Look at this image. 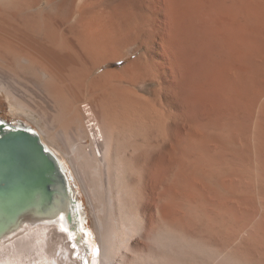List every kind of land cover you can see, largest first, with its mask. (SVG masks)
<instances>
[{"label":"bare ground","instance_id":"6f19581e","mask_svg":"<svg viewBox=\"0 0 264 264\" xmlns=\"http://www.w3.org/2000/svg\"><path fill=\"white\" fill-rule=\"evenodd\" d=\"M0 93L49 190L0 209V264L89 263L63 158L93 264H264V0H0Z\"/></svg>","mask_w":264,"mask_h":264},{"label":"rangeland","instance_id":"374dc122","mask_svg":"<svg viewBox=\"0 0 264 264\" xmlns=\"http://www.w3.org/2000/svg\"><path fill=\"white\" fill-rule=\"evenodd\" d=\"M13 106L10 103L9 97L5 93H0V116L3 118V121L8 123V125H14L17 127H26V129H33L35 131L38 130V127L34 122L29 120L28 117L25 115H20L19 113H16L13 111ZM62 160V159H60ZM63 167V173L66 174L65 178L68 179V182L70 184V188H72V192L76 194L74 198H76V202L79 205L80 208V215L82 216L81 219V238L84 241V244L88 247L87 249V257L89 258L88 264H93V259L95 257L96 249L99 246V241L96 235L95 227H94V221H93V215L92 211L88 202L87 195L85 194L80 182L76 179H74L72 175V166L70 163L66 160V158H63V161H60ZM50 242L46 241L47 246L46 249L51 248L54 252V254L57 256L58 251L61 249L60 245L55 247L52 244V237L50 236ZM90 249V251H89ZM90 253V254H89ZM50 255V252L47 254V256ZM54 256L50 258V263L53 264H62L57 256V261L53 260Z\"/></svg>","mask_w":264,"mask_h":264},{"label":"water","instance_id":"95a60500","mask_svg":"<svg viewBox=\"0 0 264 264\" xmlns=\"http://www.w3.org/2000/svg\"><path fill=\"white\" fill-rule=\"evenodd\" d=\"M39 145L41 146L42 144ZM29 146V139L6 140L0 144V152L1 150H7L14 157V159L9 158L5 162H0V209H6L8 212L3 210L6 214L12 212L11 209L14 207H20L28 203L27 200L31 197L33 188L36 186V188L39 186L42 191L49 195L45 180H40L33 184L30 182L27 183L22 177L21 172L17 170L21 160V154L23 155L22 151L24 150L25 152ZM1 167H6L5 169L7 170L5 171Z\"/></svg>","mask_w":264,"mask_h":264}]
</instances>
